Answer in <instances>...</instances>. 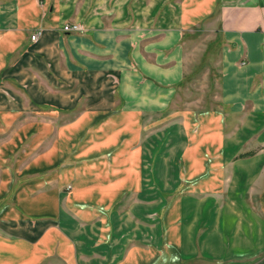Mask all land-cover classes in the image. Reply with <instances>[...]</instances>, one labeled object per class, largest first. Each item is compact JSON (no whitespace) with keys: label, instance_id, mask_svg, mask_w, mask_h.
I'll use <instances>...</instances> for the list:
<instances>
[{"label":"crops","instance_id":"0c3cea01","mask_svg":"<svg viewBox=\"0 0 264 264\" xmlns=\"http://www.w3.org/2000/svg\"><path fill=\"white\" fill-rule=\"evenodd\" d=\"M0 264H264V0H0Z\"/></svg>","mask_w":264,"mask_h":264},{"label":"rangeland","instance_id":"374dc122","mask_svg":"<svg viewBox=\"0 0 264 264\" xmlns=\"http://www.w3.org/2000/svg\"><path fill=\"white\" fill-rule=\"evenodd\" d=\"M220 44V35L208 25H200L185 36L184 77L169 103L170 111L218 109Z\"/></svg>","mask_w":264,"mask_h":264},{"label":"built area","instance_id":"2783aa9c","mask_svg":"<svg viewBox=\"0 0 264 264\" xmlns=\"http://www.w3.org/2000/svg\"><path fill=\"white\" fill-rule=\"evenodd\" d=\"M62 29L67 32L80 31L82 29V26L79 23H64ZM36 35V33L32 34L31 39H34Z\"/></svg>","mask_w":264,"mask_h":264}]
</instances>
